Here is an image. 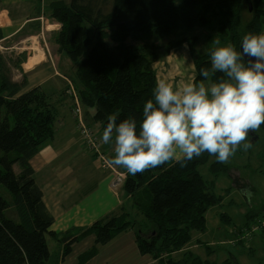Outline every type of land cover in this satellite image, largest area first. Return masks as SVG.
Returning <instances> with one entry per match:
<instances>
[{
	"label": "trees",
	"instance_id": "obj_1",
	"mask_svg": "<svg viewBox=\"0 0 264 264\" xmlns=\"http://www.w3.org/2000/svg\"><path fill=\"white\" fill-rule=\"evenodd\" d=\"M243 1L53 0L36 5L31 16L38 24L43 19L59 25L52 31V46L69 58L74 77L64 75L58 101L53 102L42 85L22 90L26 76L21 59H6L0 50V264H60V254L67 255L80 236L94 234L95 244L104 245L126 230L134 232L139 252L151 256L152 264H218L189 248L191 231L206 229L205 212L221 200L212 190L214 181H207L197 169L198 162L209 159L207 153L187 161L185 167L173 161L143 174L130 175L124 170L122 189L130 197L132 210L109 212L87 227L74 228L77 235L71 230L49 231L54 218L29 160L53 138L55 106L65 95L73 103L77 97L82 108L92 109L89 118L102 130L110 114H117L118 120L134 117L139 122L157 79L154 63L189 39L181 34L184 30L206 25L216 14L218 39L233 43L238 51L244 34H259L260 19H264L261 10L253 18L255 25L240 32ZM192 55L194 78L205 81L200 69L211 66L200 61L204 54L192 51ZM12 67L20 70L19 80L13 78ZM222 75L214 73L211 79ZM88 126L92 127L90 122ZM260 128L264 133V124ZM209 168L213 175L228 176L233 168L238 177L237 168L216 159ZM219 215L228 221L225 212ZM139 217L144 218L142 226ZM46 234L60 237L59 255L50 254ZM208 249L212 254L213 249ZM95 251L96 247L83 254L76 264H84ZM222 263L227 264V259Z\"/></svg>",
	"mask_w": 264,
	"mask_h": 264
},
{
	"label": "rangeland",
	"instance_id": "obj_2",
	"mask_svg": "<svg viewBox=\"0 0 264 264\" xmlns=\"http://www.w3.org/2000/svg\"><path fill=\"white\" fill-rule=\"evenodd\" d=\"M51 1L53 0H1L0 11L9 6L11 10L18 12L15 16H17L20 23L6 30L9 36L0 41V50L6 59L16 60L20 58L23 61L29 50L27 48L38 45L43 50L56 52L54 63L59 74L67 73L69 76L74 77V66L69 58L64 52L54 50V46H52V31L57 29L59 25L42 19L41 29L37 30L38 35L33 39L25 37L29 30L28 23L31 22L25 23L35 11L36 5L38 4L41 7L45 2L48 4ZM214 6L215 4L211 7L214 9ZM250 6L251 10H248V5L243 1L240 32L255 25L253 18L261 10L264 11V0H251ZM15 20L16 18L11 15L8 23H13ZM260 22L259 34L264 33V19L261 18ZM4 23H7V21ZM218 29L219 18L215 14L214 18L210 19L206 25H198L193 30L181 32V34H187L189 39H186L183 43L185 46H180L177 49H174L176 47L172 48V51H169L154 63L153 69L157 78H166L168 81L178 84L189 76L194 77V71L196 72V70L192 51L195 55L204 54L200 61H205L211 66L209 53L215 47L212 41L218 39ZM226 43L228 42L221 41V46ZM38 50L41 49L37 47L33 52L36 53ZM10 65H12L11 61ZM12 71L17 79L21 78L22 75L18 68L12 67ZM55 79L58 80V76ZM86 111H89V113H86L87 116L82 110V117L86 124L91 123L92 142L81 137L75 123L76 132L81 139L78 140V143L82 144L80 154L71 152L65 156V159L72 162V166L75 165L76 175L73 181H92L93 178L96 181H109V187L119 191L123 184L124 169L108 165L107 160L112 155L111 146L103 143L101 139L103 130L100 128L99 123L89 120L88 116L92 113L91 109H86ZM64 112L68 118L71 117L72 113H70L68 107L64 108ZM249 141L252 143L250 149L247 151L238 150L235 156L231 157L229 162L226 163L237 168L238 177L233 168L231 170L233 176L224 173L213 175L209 167L210 163L216 159L214 156H210L206 162L201 161L197 164L199 173L207 181H214L213 192L221 196L219 204L210 206L205 212L206 229L202 232L198 230L191 231L189 248L202 259L208 257L218 264H223L222 262L225 259H227V264H264V230L262 229L264 228V133L261 128L253 134H249ZM92 144H94V147H92ZM102 158L105 159V163L102 162ZM16 170H18V167H16ZM244 189L247 191H242ZM122 204L128 211L131 210L130 200L122 198ZM221 212L228 215L227 222L220 218L219 214ZM129 217H131L130 214L125 219ZM138 220L142 226L144 218L139 217ZM240 228L242 229L239 230ZM45 237L50 254H59L62 249V242L58 237L49 234H46ZM208 246L213 249L212 254L208 253ZM179 255L176 254L175 256Z\"/></svg>",
	"mask_w": 264,
	"mask_h": 264
},
{
	"label": "clouds",
	"instance_id": "obj_3",
	"mask_svg": "<svg viewBox=\"0 0 264 264\" xmlns=\"http://www.w3.org/2000/svg\"><path fill=\"white\" fill-rule=\"evenodd\" d=\"M212 43L211 68L200 69L206 82L157 78L139 122L107 117L101 139L111 146L109 166L137 175L173 161L185 167L205 153L226 164L252 147L249 134L264 124V33L244 34L239 51ZM217 72L223 75L213 81Z\"/></svg>",
	"mask_w": 264,
	"mask_h": 264
},
{
	"label": "crops",
	"instance_id": "obj_4",
	"mask_svg": "<svg viewBox=\"0 0 264 264\" xmlns=\"http://www.w3.org/2000/svg\"><path fill=\"white\" fill-rule=\"evenodd\" d=\"M44 4L47 3L45 2ZM5 9L16 20L13 23H8L7 21V23L0 24L3 32V38L0 41L5 40L9 36L6 32L7 29L20 23L17 20V16H15L18 13L17 11L11 10L9 6H6L2 11ZM27 22L31 23H28L29 30L25 37L33 39L38 35L37 30L41 29L42 22L38 24L37 18L34 16L29 17L25 24ZM180 46L185 45L181 44ZM37 47L41 49L36 52L39 57L30 68L24 66V60L21 62L26 76V85L22 90L42 85L52 95V101L57 102L58 94L64 85V78L66 77L64 75L67 73L59 74L55 69L54 56L56 52L43 50L38 45L28 47L27 50L31 49L33 51ZM187 50L190 51L189 49ZM13 76L15 80H19L15 74ZM56 76H58V80L55 79ZM72 104V97L65 95L55 106L54 136L42 144L38 152L29 160L34 171L35 180L43 192L45 206L54 218L49 231L55 233L87 227L103 215L117 209L128 211L122 204V198L130 200V197L126 195L122 188L119 191L111 189L109 181H96L94 178L92 181H73L76 175L75 165L72 166V162L65 159V156L71 152L80 154L82 144L78 143V140L81 139L76 132L75 120L72 114L68 118L64 112V108L68 107L71 113ZM82 110L86 112L84 107ZM130 209L132 210L131 204ZM94 247H96V251L84 264L153 263L151 256L139 252L132 230H126L118 234L104 245L95 244L94 234L80 236L77 241L71 244V251L67 255L62 256L60 254L59 263L76 264L81 262L82 255Z\"/></svg>",
	"mask_w": 264,
	"mask_h": 264
},
{
	"label": "built area",
	"instance_id": "obj_5",
	"mask_svg": "<svg viewBox=\"0 0 264 264\" xmlns=\"http://www.w3.org/2000/svg\"><path fill=\"white\" fill-rule=\"evenodd\" d=\"M71 113L75 120L76 126L79 129V133L81 137L84 138L85 140L91 141L92 130L91 127L88 126V124H86L83 120L81 104L77 97H75L73 106L71 108ZM92 147H94V144H92ZM102 162L103 163L106 162L104 158H102Z\"/></svg>",
	"mask_w": 264,
	"mask_h": 264
},
{
	"label": "bare ground",
	"instance_id": "obj_6",
	"mask_svg": "<svg viewBox=\"0 0 264 264\" xmlns=\"http://www.w3.org/2000/svg\"><path fill=\"white\" fill-rule=\"evenodd\" d=\"M11 16L9 12L5 9L4 11L0 12V24L8 21L9 17ZM39 55L33 52L31 49L27 51L26 57H24V66L30 68L33 63L38 60Z\"/></svg>",
	"mask_w": 264,
	"mask_h": 264
},
{
	"label": "water",
	"instance_id": "obj_7",
	"mask_svg": "<svg viewBox=\"0 0 264 264\" xmlns=\"http://www.w3.org/2000/svg\"><path fill=\"white\" fill-rule=\"evenodd\" d=\"M245 2L248 5V10H251L250 0H245ZM241 40H240V42H241ZM240 42H239V46H238V51L240 50ZM77 232H78L77 229H71V231H70L71 234H76ZM58 239H60V237H58Z\"/></svg>",
	"mask_w": 264,
	"mask_h": 264
}]
</instances>
